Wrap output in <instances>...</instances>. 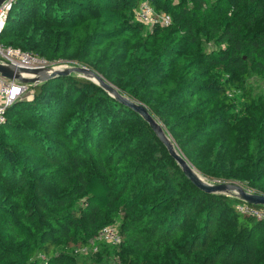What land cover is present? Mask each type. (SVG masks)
<instances>
[{"label": "trees", "instance_id": "obj_1", "mask_svg": "<svg viewBox=\"0 0 264 264\" xmlns=\"http://www.w3.org/2000/svg\"><path fill=\"white\" fill-rule=\"evenodd\" d=\"M144 1L14 0L0 39L102 73L209 181L264 194V0H147L172 17L152 28ZM32 87L0 123V264H264V221L134 109L77 73ZM113 223L121 242L98 240Z\"/></svg>", "mask_w": 264, "mask_h": 264}, {"label": "built area", "instance_id": "obj_2", "mask_svg": "<svg viewBox=\"0 0 264 264\" xmlns=\"http://www.w3.org/2000/svg\"><path fill=\"white\" fill-rule=\"evenodd\" d=\"M13 1L14 0H6L0 6V38L6 25ZM135 17L138 22L143 23L150 28L156 24L167 26L172 22L170 14L166 12H157L147 0L142 2L139 8L136 9ZM0 62L6 64L10 63L22 68L46 69L48 71L68 66L60 64V61H50L44 57L35 55L30 51H25L12 45H6L1 42V39ZM32 84L33 83H23L18 79H9L0 73V123L6 121V111L9 106L17 100L23 98L25 94H34ZM249 191L251 190L249 189ZM236 209L239 213L245 216L253 217L259 221H264L263 206H256L247 202H239L236 205ZM97 239L113 245L119 244L122 237L119 232L118 224L113 223L102 228L97 236Z\"/></svg>", "mask_w": 264, "mask_h": 264}, {"label": "water", "instance_id": "obj_3", "mask_svg": "<svg viewBox=\"0 0 264 264\" xmlns=\"http://www.w3.org/2000/svg\"><path fill=\"white\" fill-rule=\"evenodd\" d=\"M6 0H0V6ZM0 73L9 79H18L23 83H41L60 75H69L71 73H77L80 76L91 79L97 84L105 88L110 94L115 96L117 100L128 105L139 113L152 127L157 136L166 145L170 154L176 159L179 165L182 167L185 175L201 190L207 193H224L233 194L239 198L241 202H247L256 206L264 207V194L251 192L248 188L244 187L238 182H223L212 183L206 180L199 171L195 170L186 159L174 146V142L167 135L163 125L151 114L146 105L138 102L130 97L122 94L119 89L112 83L105 80L98 72L90 69L86 66H67L63 68L52 69L48 71L46 69H28L17 67L13 64H6L0 62Z\"/></svg>", "mask_w": 264, "mask_h": 264}, {"label": "rangeland", "instance_id": "obj_4", "mask_svg": "<svg viewBox=\"0 0 264 264\" xmlns=\"http://www.w3.org/2000/svg\"><path fill=\"white\" fill-rule=\"evenodd\" d=\"M58 61H60V64H62V65H68V66H84V65H82V64H79V63H76V62H69V61H64V60H58ZM57 61V62H58ZM59 64V65H60ZM95 71V70H94ZM97 72V71H96ZM99 73V72H98ZM104 79H105V77H104V75L102 74V73H99ZM79 75V74H78ZM106 80V79H105ZM108 81V80H107ZM109 82V81H108ZM110 83V82H109ZM38 83H34V84H32V86H35V85H37ZM249 85L252 87V89H253V92H254V95H256V96H258V95H261V94H264V78H259V77H256V76H253V77H251V79L249 80ZM28 94H25V96H27ZM29 97V96H28ZM166 131V130H165ZM166 133H167V135L170 137V139L172 140V141H174V139L170 136V134L166 131ZM174 143H175V141H174ZM175 146H177L176 145V143H175ZM176 149H177V151H179L178 150V148L176 147ZM179 153H181V152H179ZM183 155V154H182ZM199 174H201V173H199ZM202 175V174H201ZM203 176V175H202ZM204 177V176H203ZM206 180H208L206 177H204ZM209 181V180H208ZM209 182H212V183H223V182H220V181H209ZM239 183V182H238ZM241 184V183H240ZM242 185V184H241ZM244 186V185H243ZM245 187V186H244ZM247 188V187H246ZM252 192V191H251ZM229 195V194H228ZM231 195V194H230ZM233 195V194H232ZM115 224H118V223H115Z\"/></svg>", "mask_w": 264, "mask_h": 264}, {"label": "bare ground", "instance_id": "obj_5", "mask_svg": "<svg viewBox=\"0 0 264 264\" xmlns=\"http://www.w3.org/2000/svg\"><path fill=\"white\" fill-rule=\"evenodd\" d=\"M174 142V141H173ZM174 146H175V143H174ZM175 148H176V146H175ZM189 162V161H188ZM189 164L191 165V166H193L190 162H189ZM193 168L197 171V169L193 166ZM200 175V174H199Z\"/></svg>", "mask_w": 264, "mask_h": 264}]
</instances>
